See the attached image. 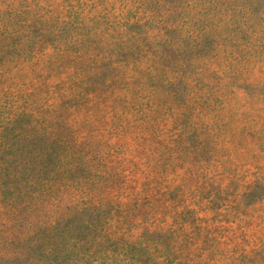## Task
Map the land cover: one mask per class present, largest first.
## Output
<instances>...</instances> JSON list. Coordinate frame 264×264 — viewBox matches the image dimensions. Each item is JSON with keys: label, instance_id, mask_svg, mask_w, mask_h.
<instances>
[{"label": "trees", "instance_id": "trees-1", "mask_svg": "<svg viewBox=\"0 0 264 264\" xmlns=\"http://www.w3.org/2000/svg\"><path fill=\"white\" fill-rule=\"evenodd\" d=\"M39 2L0 0V50H16L6 60L32 62L53 49L73 62L100 57L102 72L37 74L21 92L0 74V256L15 252L21 264H194L181 257L197 245V211L184 205L188 182L209 171L205 162L225 170L231 153L215 155L227 133L264 136V75L254 73L264 65V30L252 18L248 39L243 28L213 34L208 24L200 32L130 21L98 28L86 8L64 3L67 27H54L52 9L41 15ZM42 16L49 21L41 27ZM138 67L164 73L160 87L173 100L137 82ZM227 113L233 122L221 123ZM251 121L259 124L252 132ZM259 179L254 171L243 187ZM257 199L264 202V184Z\"/></svg>", "mask_w": 264, "mask_h": 264}, {"label": "rangeland", "instance_id": "rangeland-1", "mask_svg": "<svg viewBox=\"0 0 264 264\" xmlns=\"http://www.w3.org/2000/svg\"><path fill=\"white\" fill-rule=\"evenodd\" d=\"M14 1L18 8H23L27 0ZM51 1L40 0L39 5L43 7L40 10L41 15L47 8L52 9L54 18L51 23L54 27L58 25L67 27L65 21L70 16L71 8L62 9L61 4L64 3L66 7L86 8L84 15L91 18L90 22L94 23L95 27L99 26L98 28L113 29L115 25L124 26L125 22L130 21L137 28L145 25L144 29H164L178 23L180 26L200 32L204 30L202 27L208 24V29L213 34L223 32L225 29L226 33L232 36L237 34L239 28H243V31L240 30L242 31L240 36L248 39L251 29L248 28V22L252 18L255 26L259 28L260 35L264 30V0H54L55 4L52 6ZM35 2L37 0H33V3ZM32 12L34 11H26L25 15L31 16ZM42 17L41 27L49 21L47 16ZM218 41L219 39H215V42ZM15 51L14 47L0 50V62L2 61L0 74H4V82L10 89L20 92L26 90L25 82L33 83L37 74L68 79L79 72L83 74L102 72L96 65V62L101 64L102 59L97 56L92 57L94 64L91 60L83 58L73 62L71 53L64 55L51 49L48 50L51 55L39 54L32 62L15 63L10 59L6 60L15 56ZM243 62L247 63L248 60ZM211 67H209L210 74H215L218 70ZM261 67L254 68V73L264 75V65ZM122 74L132 73L123 70ZM133 74H137V82H144L150 87L154 84L160 89L163 88L160 87L163 78L161 74H164L162 72H151L138 67ZM62 83L67 86L68 82L62 80ZM239 93L242 95L241 92ZM159 95L164 102L173 100L170 89H162ZM254 112L249 114L247 119H251ZM196 114L194 119L200 120L201 114L197 112ZM220 122L230 124L233 119L227 113L222 116ZM250 123L251 132L257 130L258 122ZM226 136L229 141L224 142L220 147L222 151L215 155L221 160H226L227 156L221 155L231 153L229 160L225 162V172L214 170L208 167V162H205L204 166L209 171L203 170L199 177L191 179L186 186L188 193L184 205L197 211L194 226L197 245L189 251L183 247L181 257L184 262L192 259L191 262L194 264H264V202L257 201L260 186L264 181L259 179L258 184L253 188L243 187L254 171H260L261 176L264 177V167L261 169L264 166V136L256 139H252L250 133L247 136L227 133ZM125 140L126 146L129 142L132 143L129 136ZM141 155L149 162L153 158L151 146H147ZM134 162L137 164L139 160ZM139 164L143 165L142 160ZM236 169L239 175L234 174ZM37 217L38 213L34 217L29 216V222L31 220L34 222ZM13 224L11 222L12 230L20 224V221L18 220L14 226ZM2 248L0 247V250ZM0 264H21V257L15 252L11 253V257L0 256Z\"/></svg>", "mask_w": 264, "mask_h": 264}]
</instances>
